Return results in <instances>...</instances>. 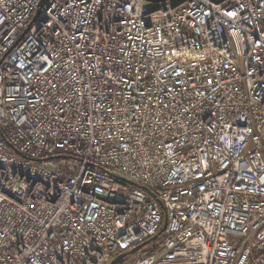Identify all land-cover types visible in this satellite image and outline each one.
<instances>
[{"label": "built area", "instance_id": "2783aa9c", "mask_svg": "<svg viewBox=\"0 0 264 264\" xmlns=\"http://www.w3.org/2000/svg\"><path fill=\"white\" fill-rule=\"evenodd\" d=\"M41 2L0 0V264H264V0Z\"/></svg>", "mask_w": 264, "mask_h": 264}, {"label": "water", "instance_id": "95a60500", "mask_svg": "<svg viewBox=\"0 0 264 264\" xmlns=\"http://www.w3.org/2000/svg\"><path fill=\"white\" fill-rule=\"evenodd\" d=\"M44 1L45 0H42L41 3H43ZM12 150H14V148ZM14 151L16 152V150H14ZM118 179L120 181H123L124 183H130L128 180H126L124 178L118 177ZM139 187H141V188L144 189V186L143 187L142 186H139ZM164 218H165V216H164ZM165 226H166V218H165L164 225H163L162 229H164ZM151 240H152V238L146 240V242H143V243H141L139 245L134 246V248H132L130 250L121 252L120 254H118L117 256H115L114 259H112L108 264H122L124 262L126 256L133 255L138 250H140L143 246H146V243L150 242Z\"/></svg>", "mask_w": 264, "mask_h": 264}, {"label": "trees", "instance_id": "16d2710c", "mask_svg": "<svg viewBox=\"0 0 264 264\" xmlns=\"http://www.w3.org/2000/svg\"><path fill=\"white\" fill-rule=\"evenodd\" d=\"M59 157V155L57 156H54V160L57 159ZM140 255V252L139 253H134L133 255H128L126 256L124 262L122 264H130L131 262L134 261V259H136L138 256Z\"/></svg>", "mask_w": 264, "mask_h": 264}, {"label": "rangeland", "instance_id": "374dc122", "mask_svg": "<svg viewBox=\"0 0 264 264\" xmlns=\"http://www.w3.org/2000/svg\"><path fill=\"white\" fill-rule=\"evenodd\" d=\"M148 245V244H147Z\"/></svg>", "mask_w": 264, "mask_h": 264}]
</instances>
